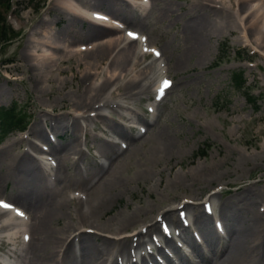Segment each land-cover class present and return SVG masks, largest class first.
Segmentation results:
<instances>
[{
	"label": "bare ground",
	"instance_id": "bare-ground-1",
	"mask_svg": "<svg viewBox=\"0 0 264 264\" xmlns=\"http://www.w3.org/2000/svg\"><path fill=\"white\" fill-rule=\"evenodd\" d=\"M97 1L94 0V3ZM102 1L107 4L110 12L115 13L116 2L113 1L116 0ZM251 1L261 3L253 5L250 4ZM60 3L63 9L72 14L83 15L89 19L90 24L97 25L85 32L88 38L97 39L103 34L119 30L123 35L96 44L90 49L79 46L71 50L74 51L73 54H68L56 44L51 31H43L38 32L42 38H36L39 45L31 52L26 48L25 56L32 62V68L41 77L44 75V79L48 81H51L48 74L53 72L52 65L65 61L54 56L53 51L58 50L66 52L62 57L77 56V65L82 64L84 74L80 78L82 84L78 86L81 92L77 98L72 94V100L68 102L71 111L60 116L59 121L49 124L50 133L59 135L68 132L65 143L61 142L62 138L59 142L53 141L50 133L42 130V124V128L35 124L31 130L38 137V141L18 138L9 141L0 149V185L11 180L15 186L12 200L4 201L10 208L0 207V263L5 264L8 262L6 259L9 260L6 257L3 259L1 253L11 254L15 264H162L158 261L159 256L166 264L262 262L264 201H255L256 194L251 187H236L228 199L220 201L216 209V195L211 193L202 203H213L210 206L212 214L208 215L206 211H200L190 198L184 199L180 195H173L167 200L156 197L155 204L139 202L140 207L125 204L124 209L113 211L110 208L120 197V193L115 190L117 186L97 190V187L85 185L84 179L89 176L87 167L81 168L77 160H72L74 156L84 159L83 146L86 147L88 143L81 119L87 118L88 113L97 107L100 112L91 116V119L98 117L105 121L107 128L121 140L119 142L98 135L89 137V142H92L100 157L101 165L98 161L95 176H102L113 161L127 158L131 150H134V147L131 149V142H137L138 136L146 133V126L153 123L157 116V106L164 100L163 95L173 88L174 79L172 78V87H167L161 98L157 99L165 81L164 73L170 75V64L167 62L164 70V65L157 64L162 53L159 51L160 55L157 56V52L153 51L155 58L141 67L144 59L150 58L149 47H153L149 38L143 41V32L110 20L98 10L87 12L77 6L75 0ZM147 3L148 0H142L138 4L147 6ZM194 3L195 12L198 14L194 20H187L181 29L179 35L184 41L183 53L179 60L171 64L174 69H180L184 64L185 54L188 58L207 49L208 31L215 24L228 28V18L234 14L253 19L249 29L253 34L252 42L257 50L264 53V29H254L264 19V0H219V5L215 6V0H195ZM236 6L237 9H234ZM129 7L135 5L129 4ZM126 22L130 23V20ZM98 26L105 28L97 29ZM129 32L133 33L132 37L128 35ZM107 58L109 62L102 79L90 83L87 77L101 74L102 71L97 70V63L104 62ZM124 77L127 78L121 82L120 79ZM77 78L73 75L72 80ZM153 94L155 104L151 106L150 114L146 117L119 112L125 107V103L140 100L143 96L149 98ZM106 109L108 114L103 112ZM68 115L69 122L66 121ZM115 116L122 118V121L116 120ZM42 121L44 124L48 122L44 117ZM131 127H135L136 134L130 132ZM78 132H84V142ZM155 136L157 138L154 137V147L158 161L171 158L174 144L164 137L166 135L163 132ZM16 147L24 148L23 152L18 153ZM39 154L51 157L54 165L48 166L38 158ZM70 169H74V173L70 174ZM213 169L198 167L181 176L175 175L163 187L168 189L180 181L199 182L202 176H210L209 183H212L213 178L216 180L222 177L213 172ZM162 172L163 170L158 171L159 174ZM145 177H148L147 173ZM68 181L75 185L68 191H79V194L69 195L68 191H62V184ZM221 184L226 187L230 182ZM227 191L219 192V195L222 196ZM11 208L19 209L21 214ZM181 212L184 214L183 218L179 215ZM183 219L189 221L184 224ZM164 225L169 231L174 227L173 230L176 228L178 232L165 234L162 229ZM154 237L157 239L154 240ZM177 240L186 245V252L180 249ZM5 243L13 245L10 250L6 249ZM146 243H153L149 249L153 248L155 254L145 250Z\"/></svg>",
	"mask_w": 264,
	"mask_h": 264
},
{
	"label": "rangeland",
	"instance_id": "rangeland-1",
	"mask_svg": "<svg viewBox=\"0 0 264 264\" xmlns=\"http://www.w3.org/2000/svg\"><path fill=\"white\" fill-rule=\"evenodd\" d=\"M62 1L66 2V0H13L11 10L5 12L0 8L1 17L5 19L6 24H10L13 30L19 32L17 35L11 34V39L0 49V109L12 108L17 117H24L23 129L11 131L0 143V149L9 141L18 138L38 141V137L31 130L35 124L41 128L43 125L42 130L50 133L49 124L59 121L60 116L71 111L68 102L72 100V94L77 98L81 92L78 86L82 84L80 78L84 72L82 64L77 65L79 60L77 56L62 57L63 54L66 52L73 54L74 51L71 50L79 46L90 49L96 44L123 35L119 30L103 34L97 39L88 38L85 32L97 25L90 24L83 15L72 14L63 9L60 3ZM140 1H113L116 2L113 13L102 0H98L96 4L94 0H75L77 6L83 10H98L111 20L125 24L129 29L143 32L152 43L153 47L150 48L162 53L157 64L164 65V70L166 63L170 64V75L165 72L164 76L174 79L173 88L164 94V100L157 106V116L153 123L146 126V133L140 134L137 142L136 140L134 143L131 142V149L134 147V150H131L127 158L113 161L106 167L102 176H95L98 161L101 165L100 157L92 142H89V137L98 135L119 142L121 140L107 128L105 121L98 117L91 119V115L98 112L96 107L94 111L88 113L87 118L81 119L84 132L87 133L85 140L88 143L86 147L83 146L84 159L74 156L72 160H77L81 168L87 167L89 176L84 179L85 185L97 187V190L117 186L115 190L120 193V197L110 208L113 211L124 209L125 204L130 207H140V203L155 204L156 197L167 200L173 195L184 196V199L190 198L197 204V208L203 211L202 203L211 193L216 195L214 202L216 209L220 201L228 199L239 186L251 187L252 192L256 194L255 201L263 203L264 53L257 50L252 42L253 34L249 29L253 19L234 14L228 18V28L215 24L208 31L207 49L188 58L185 54L184 64L180 69H174L171 64L179 60L183 53L184 41L179 35L181 29L187 20H194L198 14L195 12V0H148L147 6L138 4ZM260 3L250 2L253 5ZM129 4L135 7L131 8ZM213 5H219V0H215ZM234 9H237V6ZM126 20H130V23ZM254 29H264V19ZM43 31H51L50 34L54 35L56 44L66 51H53L55 57H61L65 61L52 65L53 72L48 74L51 81L44 79V75L42 78L37 74L32 68V62L25 56L26 48L31 52L39 45L36 38L41 39L42 35L38 32ZM153 59L151 53L150 58L144 59L141 67ZM108 62L107 58L104 62L97 63L99 66L97 70L102 73L96 72L97 74L88 76L90 83L102 79ZM235 72H243L251 94L259 99L258 111H254V108L245 101L243 94L232 87L231 75ZM73 75L78 78L72 80ZM126 78L120 81L124 82ZM153 104H155L153 96L149 98L143 96L140 100L125 103V107L119 112L146 117L150 114L148 109ZM103 112L108 114L107 109ZM43 117L48 120L46 124L42 121ZM69 118L68 115L67 122ZM115 119L122 121L119 116H115ZM130 129V132L136 134L135 127ZM84 132H78L82 142ZM160 132L174 144L173 156L162 161H158L154 147V137ZM51 133L49 135L53 141L59 142L60 138L61 142L67 141V131L59 135ZM23 149L15 148L18 153H22ZM38 158L48 166L54 165L51 157H46L50 161L41 154ZM198 167L204 169L213 167V172L222 177L216 180L213 178V182L209 183L210 176H202L199 182L180 181L175 186L164 189L163 184L173 179L175 175L181 176ZM159 170L163 172L159 174ZM69 173H74V169H70ZM145 173L148 177H145ZM227 182L230 184L226 187L221 184ZM74 186L72 181L64 182L62 191L67 192ZM14 189L11 180L1 184L0 198L12 200ZM221 190L228 191L220 196ZM68 193L73 195L80 192ZM4 245L8 250L13 246L10 243ZM182 250L186 252V245ZM10 255L1 253L3 259L9 258L5 264L15 263L14 257ZM159 259L162 260L160 257ZM259 264H264V260Z\"/></svg>",
	"mask_w": 264,
	"mask_h": 264
},
{
	"label": "trees",
	"instance_id": "trees-1",
	"mask_svg": "<svg viewBox=\"0 0 264 264\" xmlns=\"http://www.w3.org/2000/svg\"><path fill=\"white\" fill-rule=\"evenodd\" d=\"M12 0H0V8L3 11H8L11 8ZM16 35L9 25L6 24L5 19L1 17L0 12V48L3 47L11 38L10 35ZM232 87L243 94L245 101L254 108V111H258V100L254 95L249 92L248 86H246V80L242 72H235L231 75ZM23 118L17 117L12 108L0 109V143L4 138L15 129H23ZM202 156L203 153H201Z\"/></svg>",
	"mask_w": 264,
	"mask_h": 264
},
{
	"label": "snow or ice",
	"instance_id": "snow-or-ice-1",
	"mask_svg": "<svg viewBox=\"0 0 264 264\" xmlns=\"http://www.w3.org/2000/svg\"><path fill=\"white\" fill-rule=\"evenodd\" d=\"M128 35H129L130 37H132V36H133V33L129 32ZM156 55L159 56V53L157 52ZM167 87H169V82H168L167 80H165V81L163 82V87L161 88L160 95H158L157 99H160V98H161V96L163 95L164 90H165ZM4 207H7V205H4ZM206 207H207V206H206ZM209 210H210V209H209ZM183 215H184V214L181 213L182 218H183ZM186 223H187V222H186ZM164 231H165V234H169V229H168V227H167L166 225L164 226ZM25 239L27 240L28 237H25ZM153 239L155 240V239H157V238L154 237Z\"/></svg>",
	"mask_w": 264,
	"mask_h": 264
}]
</instances>
